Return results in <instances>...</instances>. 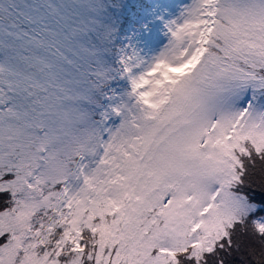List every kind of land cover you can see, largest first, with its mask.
I'll use <instances>...</instances> for the list:
<instances>
[{"label": "snow or ice", "instance_id": "snow-or-ice-1", "mask_svg": "<svg viewBox=\"0 0 264 264\" xmlns=\"http://www.w3.org/2000/svg\"><path fill=\"white\" fill-rule=\"evenodd\" d=\"M0 264H264V0H0Z\"/></svg>", "mask_w": 264, "mask_h": 264}]
</instances>
